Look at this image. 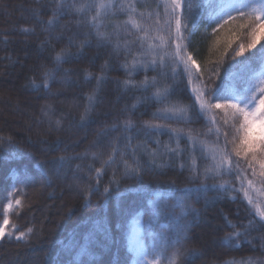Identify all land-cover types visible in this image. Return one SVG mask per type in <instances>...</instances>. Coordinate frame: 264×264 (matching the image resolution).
<instances>
[{
    "label": "trees",
    "instance_id": "obj_1",
    "mask_svg": "<svg viewBox=\"0 0 264 264\" xmlns=\"http://www.w3.org/2000/svg\"><path fill=\"white\" fill-rule=\"evenodd\" d=\"M80 2L82 0H77V3ZM71 3L72 0H65L66 5ZM157 4L161 5L162 10L163 0H136V7L144 12L156 9ZM56 7V0H0V137L11 138V143L0 140V223L3 220V206L9 202L14 204L19 199L21 205L9 213L10 225L6 231H12L11 225H16L19 232L32 229L23 240L15 238L18 233L0 239V264H13V256L29 251H39L43 264H68L71 256L66 248L71 244L78 226L82 230L83 225L90 220L112 219L118 204L135 207L158 196H166L165 189L169 181L175 180L180 187L190 183L191 173L187 168L180 169L178 159L157 158L153 165V158L143 150L136 154L143 169L142 176L124 178V166L119 157L115 163L104 165L112 151L111 142L126 133L120 127L103 136L98 133L111 129L114 124H121L125 119L131 118L136 124V129L131 133L134 136L133 145L146 142L150 149L156 147L144 135L142 122L152 120V113L161 105L149 102L138 105L133 112L131 105L147 93L136 89L126 90L117 83L126 79L139 82L145 75L151 77L156 73L139 71L129 76L121 67L126 60L125 53L116 52L108 44L101 46L94 35L85 37L84 34L92 30L83 22L84 18L71 8H66V14L59 17L58 23L49 26L46 22ZM126 19L127 16L123 14L110 15L105 21L109 27L104 30L114 31L112 25H123ZM244 23L238 19L216 34L212 33L215 24L205 29L203 24L189 23L192 35L188 51L204 72L206 82L216 62L226 64L234 55L232 48L249 42L250 37L240 27ZM136 35L131 29L125 32L121 28L119 39L123 43L133 40ZM69 37L74 43H69ZM86 38L90 44L81 50L80 43ZM257 39L259 43H264V29ZM228 40L232 41V48L229 49V55H224ZM115 42L114 36L112 43ZM61 49H66L72 55L59 65L55 81L48 89L42 86L38 90L34 89L31 81L35 79L37 84L42 85L43 73L57 67L53 58ZM127 59L130 61L131 56ZM102 66L107 80L101 86L90 116L82 122L81 115L89 104L87 94L97 84L94 78L85 79V71L95 77L101 73ZM167 82L175 84L173 100L179 99L185 104L191 102L193 94L186 78L177 76L174 81ZM216 83H219L218 79ZM15 107L22 109L20 120L16 119ZM219 115L222 116V113ZM57 120L60 121L59 126L55 123ZM157 122L170 124L174 128L193 129L199 133L211 127L203 118H194L191 124ZM137 130L140 131L139 135H135ZM150 135L162 144L169 141L167 134ZM201 138L208 142L215 139L212 135ZM181 143L183 145L185 142ZM121 150H124L123 144ZM85 153V158L71 160L58 174L51 170V164L45 163L61 155L84 156ZM92 153H97L96 159L92 158ZM124 159L129 164L133 163L131 155ZM205 163L200 161L201 168ZM42 164L43 169L49 170L47 174L42 170ZM77 165L80 167L77 168ZM239 168L247 169L248 161L240 158ZM96 169H102L99 191L94 192L90 201H86L87 190L97 184ZM256 169L259 173L258 165ZM114 173L120 180L119 195L113 191L105 199L101 194ZM25 174L31 178V183L27 185L23 183ZM248 178H252L250 169ZM221 180H227L239 189V181L233 176L209 179L207 183L211 185ZM256 186L264 191V184L257 182ZM182 195L177 191L172 199L178 201ZM189 203L199 209V215L190 226L187 233L190 239L185 241L184 249H198L199 254L190 258L182 256L180 264H224L232 258L239 260L243 257L264 259V251H261L264 227L260 225L258 217L250 215L253 208L248 205L242 192L209 190L198 201L193 198ZM49 204L52 208L45 212L43 208ZM225 217L235 223L237 228H242L250 219L256 221L247 238H241L239 247H231L221 241V237L234 230L226 225ZM129 231L130 228L126 227L123 239L117 237L120 240L118 244L103 249L94 248L89 256L82 259L89 264H133L135 257L127 246ZM212 241L216 246L211 249L208 244ZM152 259L149 256V260ZM161 264H167V261L162 260Z\"/></svg>",
    "mask_w": 264,
    "mask_h": 264
},
{
    "label": "snow or ice",
    "instance_id": "obj_2",
    "mask_svg": "<svg viewBox=\"0 0 264 264\" xmlns=\"http://www.w3.org/2000/svg\"><path fill=\"white\" fill-rule=\"evenodd\" d=\"M56 4L52 16L46 22L49 26L58 23L59 17L66 14V8H71L75 14L84 18L83 22L92 30L85 33V37L94 35L101 42V46L108 44L116 52L125 53L126 60L121 67L129 76L139 71L156 73L151 77L145 75L139 82L132 79L117 81L126 90L136 89L147 93L137 98V102L131 105V111L134 112L138 105L149 102L161 105L152 113V120L142 122L144 135L156 147L150 149L146 142L133 145L134 136L131 133L136 129V124L131 118L125 119L121 124H114L111 129L98 133L103 136L108 131H115L117 127L126 133L111 142L112 151L104 165L115 163L119 157L124 166V178L142 176L143 169L136 154L143 150L153 158V165L156 164L157 158H175L180 161L181 170L187 168L191 173L190 183L182 187L178 186L175 180L169 181L165 189L166 196H158L135 207L118 204L112 219L90 220L83 225L82 230H79L78 226V231L73 233L71 244L66 248L71 256L68 264H89L82 258L89 256L94 248L103 249L118 244L120 240L117 237L123 239L126 227L130 228L127 233V246L135 257L133 264H161L162 260H166L167 264H180L182 256L190 258L199 254L198 249H184L185 241L190 239L187 235L190 226L199 215V209L193 207L189 200L194 198L198 201L200 196L209 190L242 192L248 205L253 208L250 215L258 217L260 225L264 227V207L256 203L250 195V190H257V182L264 184V130L254 134V125L257 122L264 125V43H259L257 39L258 34L264 29V0H163L162 10L161 5L157 4L156 9L147 12L136 7V0H82L80 3L72 0L68 5L65 4V0H56ZM118 14L127 16L123 25H112L114 31L111 32L104 30L109 27L105 23L106 19L110 15ZM238 19L245 21L240 27L250 37L249 42L247 45L239 44L237 48H232V41L228 40L224 55H229L230 48L234 55H231L226 64L216 62L206 82L204 72L188 51L192 35L189 23L203 24L205 29L215 24L212 33L216 34ZM121 28L125 32L131 29L137 35L133 40H125L122 43L119 39ZM114 36L116 42L112 43ZM69 43H74L71 37ZM89 44L90 41L86 38L81 41L80 49ZM70 55L72 54L66 49L57 52L53 58L57 67L43 73L42 85L33 79L31 81L33 88L37 90L41 86L45 89L50 88L51 83L55 81V72L59 71V65ZM128 56H131L130 61L127 59ZM105 64L107 65V61ZM177 76L186 78L187 85L191 88L193 95L190 103L185 104L182 100L172 99L176 90L175 84L167 81H174ZM214 77L219 83H216ZM89 78H94L97 84L95 89L87 94L89 104L81 115L82 122L90 116L101 86L107 80L103 66L101 73L95 77L85 71V79ZM44 114L47 115V112ZM194 118L205 119L211 127L206 132L199 133L193 129L174 128L170 124L157 122L175 121L191 124ZM55 123L59 126L60 121L57 120ZM151 133L167 134L169 141L162 144L159 139L152 137ZM139 134L140 131L137 130L135 135ZM209 135L215 137L214 142L209 143L201 138ZM0 140L11 143L10 137H0ZM182 141L185 142L183 145ZM58 144L59 141L57 147ZM121 144L124 150H121ZM91 155L93 159L97 158V153ZM128 155L132 157V164L124 159ZM85 156L87 153L84 156L61 155L45 163L51 164V170L58 174L71 160L83 159ZM240 158L248 161L247 169L239 168ZM200 161L206 162L203 168ZM79 167L77 165V168ZM41 168L45 174L49 171L43 169V164ZM249 169L251 179L248 178ZM101 171L102 169H96L97 184L87 190L86 201H90L94 192L99 191ZM224 176L235 177L239 181V189L227 180L211 185L207 183L209 179L215 180ZM23 183L26 185L31 183L30 176L25 174ZM119 185L120 180L114 173L101 195L105 199L110 197L113 191L119 195ZM177 191L183 193L178 201L172 199ZM20 205L21 201L16 199L14 204L9 202L3 206L0 239L18 233L15 238L23 240L32 232L31 228L27 232H19L16 225H11V232L6 231L10 225L9 213ZM225 221L226 225L234 230L221 237V241L231 247H239L242 243L241 238H247L256 223L255 219H250L242 228H237V225L227 217ZM261 251H264V243L261 244ZM149 256L153 257L151 261ZM224 264H264V259L232 258Z\"/></svg>",
    "mask_w": 264,
    "mask_h": 264
},
{
    "label": "rangeland",
    "instance_id": "obj_3",
    "mask_svg": "<svg viewBox=\"0 0 264 264\" xmlns=\"http://www.w3.org/2000/svg\"><path fill=\"white\" fill-rule=\"evenodd\" d=\"M15 113L17 114L16 119L20 120L21 119L20 116L22 114V109H18V107H15ZM262 130H264V125H261L259 123V124H256L254 126V133L259 134ZM212 142H214V138L209 143H212ZM256 189L257 190H255V191L250 190V195L253 196L256 203H259L262 207H264V191L258 186H256ZM61 206H62V204H61ZM51 208L52 207L49 204V205H46L43 209L45 212H49V210H51ZM217 226H218V224L215 223V227H217ZM208 245L211 247V249L216 246V244H214V241L210 242V244H208ZM11 260H12V262H14L13 264H43L41 262V256H40L39 251L38 252L37 251H29V252L23 253L22 255H15V256H13V258Z\"/></svg>",
    "mask_w": 264,
    "mask_h": 264
}]
</instances>
